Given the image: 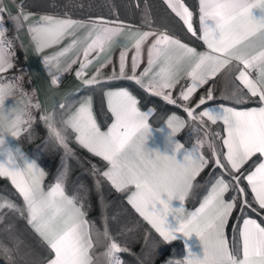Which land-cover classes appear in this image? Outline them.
Returning <instances> with one entry per match:
<instances>
[{
  "label": "snow or ice",
  "instance_id": "6c2138e0",
  "mask_svg": "<svg viewBox=\"0 0 264 264\" xmlns=\"http://www.w3.org/2000/svg\"><path fill=\"white\" fill-rule=\"evenodd\" d=\"M164 2L183 22L187 32L197 37L194 13L185 0ZM254 8L264 11V0H198V38L207 46L208 51L204 52L182 42L166 27L155 24L148 13L139 26L120 20L118 14L115 19L90 16L78 20L67 13L63 17L44 14L39 20L27 24L37 53H43L66 37L72 38L60 51L43 56L51 85L58 86L61 73L79 63L75 76L82 87L107 89L103 95L112 121L106 130L98 124L93 113V96L88 95L79 101L60 103L59 109L66 114L60 120L56 119L54 111H45L41 115L40 120L46 126L49 138L62 147L66 155H75L69 144L71 132L78 146L105 161V169L92 165L94 186L99 189L102 177L116 191L130 192L128 203L164 242L177 239L176 233H182L184 237L192 234L199 237L203 245L202 256L189 250L183 260H169L168 264H264V220L258 222L257 219L237 215L235 220H242V223H234L231 236L226 231L234 210L238 209L242 214L245 209H251L257 215H264V17L255 18L252 15ZM3 12L4 9L0 8V74L15 67V52L12 40L6 35L8 28ZM31 16L21 5L18 12L9 17V22L18 31ZM208 20L215 21L214 29L208 26ZM81 31L83 36L78 35ZM117 44L120 46L118 70L108 55L88 76L89 66L102 54L110 53ZM76 49L79 50L74 58L61 68V59ZM145 50L146 66L137 74ZM129 52H132L130 73L126 71ZM186 62L188 66L185 69ZM109 64L113 65L112 73L102 76L101 69ZM221 73L226 80L234 75L235 81L239 82L223 92L222 99L235 105L256 106H205L216 99L215 78ZM21 79V76L5 78L0 75V127L7 122V131L12 137H18L21 132L30 134L34 124L31 109L41 108L39 103L33 104L31 98L22 109H18L15 103L12 107H5L4 90L16 89L17 93L28 95L21 87ZM116 80L134 81L145 92L161 97L169 104L183 102L179 106L188 120L204 130V139H198L191 151L184 155L183 162H179L175 153L183 146L173 137L187 121L170 116L166 126L170 129L168 142L175 149L173 155L146 148V140L152 130L149 118L155 110L142 111L137 97L129 90L112 88L111 84ZM181 80L185 83L174 98L172 90L180 85ZM210 82L212 86L206 89L194 107L191 106L190 101L197 90ZM11 98L15 100L16 95ZM218 124L223 125L222 130H213L211 126ZM4 136L0 134V156L5 157L0 161V177L10 179L24 203L23 208L12 202L7 207L26 218L28 225L47 246L49 255L41 264H123L118 254L130 253V249L121 246L109 233L106 215L102 217L105 228L101 232L93 221L87 219L83 198L68 195L66 184L59 177L45 190V170L35 159L29 161L20 147H5ZM205 144L210 157L202 152ZM257 154L252 166L254 170L245 169L244 166ZM210 163L221 173L199 207L188 210L181 197L180 207L172 208L170 186L174 180L178 176H190L191 193L194 187H201L194 182ZM242 181H246L247 189ZM249 190L253 197L251 201L247 199ZM37 191L42 193V198L36 197ZM229 192L232 195L226 199L225 194ZM165 193L166 198H162ZM3 207L0 205V209ZM170 214L179 219V226L175 229L167 223ZM101 236L108 243L105 252L97 256L94 248ZM0 247L9 264H15L12 250Z\"/></svg>",
  "mask_w": 264,
  "mask_h": 264
},
{
  "label": "trees",
  "instance_id": "16d2710c",
  "mask_svg": "<svg viewBox=\"0 0 264 264\" xmlns=\"http://www.w3.org/2000/svg\"><path fill=\"white\" fill-rule=\"evenodd\" d=\"M188 2L195 7L193 0H188ZM22 5L23 8L32 11L58 15L67 13L72 17L79 18L102 16L115 19L116 14H118L120 20L138 26L142 24V18L145 13H148L149 19L153 20L157 25L166 27L170 33L193 42L199 41L187 32L183 22L171 12L164 0H139V6H137V0H23ZM234 83L238 84L234 75L228 80L224 78L223 73L216 77L214 93L216 99L209 101L208 104L222 102L235 105L231 101L221 98V94L230 89ZM120 85L132 86L138 93L143 107H148L152 104L156 106V110L151 116V121L154 124H160L171 111L178 110L185 113L183 108L179 106L180 103L177 105L169 104L161 97L145 92L134 81L116 80L111 84L112 87ZM210 86H212V82L199 89L195 97L200 98ZM87 92L94 94L96 108L102 123L106 124L110 114L106 110L101 89L91 90L82 87L64 102L77 101L81 95ZM250 105L255 104L235 106L244 107ZM58 106L54 108V113L56 119L60 120L66 114L62 113ZM211 127L213 130H222V124ZM69 135L72 136L69 144L75 155H66L64 149L49 138L46 126L40 118L34 121L30 134L22 132L19 135V140L47 169L46 181L48 185L55 182L59 177L64 180L68 194L77 195L79 198L84 199L88 220L93 221L95 228L101 232L105 228L102 217L106 215V226L109 233L121 246H127L130 249L131 254L129 252L119 253L123 264H168L169 260H180L183 254L182 246L162 240L159 234L128 203L127 195L129 192L116 191L110 182H107L102 177L100 178L99 189L94 186V179L91 174L92 165L105 169L106 162L78 146L71 132H69ZM181 139L186 145L194 144L198 139H204V130L188 120L186 129L181 133ZM203 151L210 157L211 153L207 148V144H205ZM258 155L254 156L244 168L251 169ZM220 173L221 170L218 168L213 169L211 163L201 172L194 182V184H199L201 187L193 188L189 198H187L189 207L194 208L200 203L210 184ZM225 177L228 179L227 176ZM242 184L247 189L246 181H242ZM231 195L232 192H229L228 196L231 197ZM252 198L249 190L247 199L251 201ZM10 202L15 203L20 208L24 207L22 197L9 179L0 177V205H4L0 209V217H2L0 219V246L12 250L11 255L15 264H32V262L41 264L43 258L49 255V250L41 241V238L28 225L26 218H22L19 212L7 207ZM251 214L264 220V215H257L251 209H245L242 214L239 213L238 209L234 210L229 225L230 236L234 223L241 222L235 220L236 216L242 215L244 217ZM107 243L101 236L95 247L103 253ZM0 264H9L2 247H0Z\"/></svg>",
  "mask_w": 264,
  "mask_h": 264
},
{
  "label": "crops",
  "instance_id": "0c3cea01",
  "mask_svg": "<svg viewBox=\"0 0 264 264\" xmlns=\"http://www.w3.org/2000/svg\"><path fill=\"white\" fill-rule=\"evenodd\" d=\"M22 2H23V0H0V8L4 9L3 19L5 21L6 27L8 28V31H7L6 35H7V37L10 40H12L13 50L15 52V60H14L15 67L13 69L9 70L8 72L0 74V75L4 76L5 78H12V77H16V76H21L22 77V79L20 81V84H21V87L23 88L24 92H26L28 95L24 96V95H21V93L18 92L16 94L15 100L13 98H11V97L6 99L5 107L6 108L12 107L14 105V103H15L17 105L18 109H22L27 104L28 99L31 98L33 104L39 103L41 105L40 109H31V112H32V115H33L34 121H35L38 118H40L41 115L45 111L53 112L54 108L57 105H59L60 103H63L71 95H73L75 92L79 91L82 88V86H81V81L78 80L76 78V76H75V72L79 68V63L72 65L71 68H69L67 71L61 73V82L59 83L58 86H53V85L50 84L49 71H48V69L45 67V65L43 63V56L44 55H52L53 53L60 51L62 48H64L65 46H67L71 42L72 38L71 37H66L59 44L54 45L51 48L45 49L43 53L35 52L34 45L31 42L30 35H29L28 31H27V24L28 23H32V22H34L36 20H39V17L41 15L51 14V13L32 11V10H28V9L24 8V11L26 13H31L32 16H31V19L28 22H24V27L20 28L17 31L14 28L13 24L9 22V17L11 15H15L18 12L19 7L22 5ZM193 2H194L195 7H193L188 2V0H185L186 5L194 13V16H193L194 29L198 33V36L196 38L199 41L198 42H193L191 40H188V39L183 38L181 36H178L176 34H172V33L171 34L174 35L175 37L180 38L182 42L187 43L190 47H194L199 52L208 51L207 46L203 43V41L201 39L198 38L199 35H200L198 0H193ZM252 15L255 18H257V19H260V18L264 17V11H262L261 9H258V8H254V9H252ZM59 16L63 17L64 15H59ZM71 18L78 19V20L87 19V18H79V17H72V16H71ZM206 23L208 24L209 27H211L213 29L215 28V21L214 20H208V21H206ZM143 30H147V28H144ZM78 35L79 36H83L84 33L81 31V32L78 33ZM217 35H218V33H217ZM78 50L79 49H76L73 52H70V53L66 54V56L61 59V61H60L61 68H64L71 61V59L74 58L75 53ZM119 51H120V46L118 44L114 45L113 48H112V51L110 53L102 54L98 61H94V63L89 66V68L87 69V75L91 76L95 72L96 67L98 66V64L102 63L104 61L105 57L108 56V55L111 56V58L113 59L115 65H116V68L118 70ZM131 55H132V52H129L128 68H126V71L129 72V73H130ZM146 59H147V56H146V50H145V52L143 53V59L141 61L140 67L137 69V74H139V72L143 71V68L146 66ZM187 66L188 65H187V62H186L184 64V68L186 69ZM112 71H113V65L109 64L106 67H104L103 69H101V75L102 76L110 75L112 73ZM255 75H256V73L253 74V77H255ZM184 83H185V81L181 80L180 85H177V87L174 90H172L174 98L176 96H178V93L180 91V87ZM112 88H125V89L129 90L133 95H135L137 97V99L139 101L138 106L141 108L142 111H146L149 108H152V109L156 110V106L153 105V104L149 105L148 107H143L142 104H141L140 97H139L138 93L133 89L132 86H130V85H120V86H113ZM106 90L107 89H104L103 91H106ZM195 94H194L193 98L190 101V104L193 107L195 106V104L199 100V98L195 97ZM88 95H92L93 96V113H94L95 118L97 119L98 124L101 126L102 130H106L107 126L112 121V116H111V113L108 111L107 100H106L105 96L102 93L103 101H104L106 110L110 114V118L108 119L106 124H103L102 123V119L100 117V114L98 113V110L96 108L95 96H94V94L92 92L84 93L83 95H81V97L77 101H79L81 98H84V97H86ZM178 103H183V102H178ZM214 104L215 105L224 104V105H227V106H235V105H232V104L222 103V102L212 103V104H208L206 106H211V105H214ZM255 106L256 105H250V106H244V107H255ZM235 107L239 108L240 106H235ZM170 116H177V117H180L181 119L187 121V123L181 129V131L179 133H177L175 137H173L174 141L179 142L183 146L182 149L179 152L175 153L177 160L179 162H183L184 155L187 152L191 151L193 145H195V143L191 144V145H186L184 143V141L181 139V133L186 129V127L188 125V118H187V114L186 113H183V112L178 111V110L171 111L170 113H168V115L165 117V119L160 124H154L151 121V117H150L149 120H150V125L152 127V130H151V135L146 140V145L145 146L149 150L159 151L161 154L173 155L174 147H173L172 144H169V142H168V135L170 133V129H168L167 126H166L167 119ZM222 127H223V125H222ZM0 134H4L5 135L4 136L5 147L11 148V149H15L16 147H20L21 150L29 158V161L35 159L36 162L39 164V166L45 170L46 177L44 179L43 186H44L45 190H47L48 187L51 184L54 183L53 182V183H51L49 185L47 184V181H46L47 175H48L47 169L20 142L19 136L18 137H12L11 133L8 132L7 129L4 128V127H0ZM224 151L226 152V149H224ZM202 152H203V154L206 157H208L206 155V153L203 151V149H202ZM4 159H5L4 156H0V161H3ZM18 163L20 164L21 167H23L22 162L18 161ZM251 169L254 170L253 167ZM215 179L212 181V183L215 181ZM225 179H227V178L225 177ZM9 181H10V179H9ZM211 184H210V186L208 188V191L210 190ZM207 192H206V194H207ZM68 195H70V194H68ZM128 195H130V192L128 193ZM128 195H127V197H128ZM162 198H166V197H162ZM203 198H202V200H203ZM225 198L226 199L230 198L228 196V193L225 194ZM202 200L200 201V203L202 202ZM199 204L196 207H199ZM171 207L172 208L180 207V202L177 201V200H173L171 202ZM185 207L188 210H194L196 208V207H194V208L189 207L188 204H187V199L185 201ZM25 216H26V213H25ZM244 217L245 218H249L250 217V218L257 219L258 222L263 220L262 218H260V217H258L256 215H252V214L251 215H246ZM167 223L169 224L170 228L175 229V228H177L179 226V219L174 214H170L167 217ZM240 223H242V220H241ZM229 225H230V220H229ZM229 225H228V228L226 229V231H227V234L230 236ZM176 235H177V239H175V240H173L171 242H173L174 244L182 246L183 254H182V257H181L180 260L184 259V257L187 255V252L189 250L192 253H194L195 255H197V256H202V254H203V245L201 244L199 237H197L195 234H192L189 237H184L182 233H176ZM94 253L97 256L102 254L100 252V249H98L96 247L94 249ZM119 257H120V255H119ZM101 259L103 260V257H101ZM105 264H106V262H105Z\"/></svg>",
  "mask_w": 264,
  "mask_h": 264
},
{
  "label": "clouds",
  "instance_id": "9594fccd",
  "mask_svg": "<svg viewBox=\"0 0 264 264\" xmlns=\"http://www.w3.org/2000/svg\"><path fill=\"white\" fill-rule=\"evenodd\" d=\"M16 94H17L16 89H6L3 92V96L5 99L11 97L12 95H16ZM2 127L7 129L8 123L5 122ZM174 152H175V149H174ZM190 182H191L190 176H178L174 180L173 184L170 186V191L172 193V201L177 200V201L181 202L180 201L181 197H183L184 200L186 201V199L188 198V196L190 194V186H189ZM166 196H167V194L165 193L164 197H166ZM36 197L38 199L42 198V193L37 191Z\"/></svg>",
  "mask_w": 264,
  "mask_h": 264
},
{
  "label": "built area",
  "instance_id": "2783aa9c",
  "mask_svg": "<svg viewBox=\"0 0 264 264\" xmlns=\"http://www.w3.org/2000/svg\"><path fill=\"white\" fill-rule=\"evenodd\" d=\"M253 74H255V72H253Z\"/></svg>",
  "mask_w": 264,
  "mask_h": 264
}]
</instances>
